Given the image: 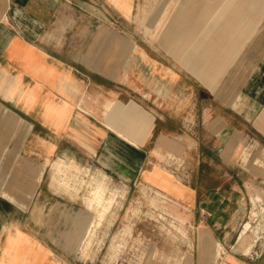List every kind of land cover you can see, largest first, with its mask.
I'll list each match as a JSON object with an SVG mask.
<instances>
[{
    "label": "crops",
    "instance_id": "0c3cea01",
    "mask_svg": "<svg viewBox=\"0 0 264 264\" xmlns=\"http://www.w3.org/2000/svg\"><path fill=\"white\" fill-rule=\"evenodd\" d=\"M139 1L0 0V264H81L102 194L55 190L73 140L199 217L148 264H254L213 233L241 214L245 151L264 149V0H143L170 8L154 42L114 24Z\"/></svg>",
    "mask_w": 264,
    "mask_h": 264
},
{
    "label": "rangeland",
    "instance_id": "374dc122",
    "mask_svg": "<svg viewBox=\"0 0 264 264\" xmlns=\"http://www.w3.org/2000/svg\"><path fill=\"white\" fill-rule=\"evenodd\" d=\"M104 8L111 14L112 10L106 3ZM169 15L170 8L144 7L143 0H140L133 22L120 17L114 24L128 35H149L154 42L165 30ZM136 42L143 46V40L137 38ZM191 106L197 112V106ZM65 147L71 151L57 153V166L51 170L55 173V190L78 202L82 199L86 205L97 186L99 189L95 194H102L100 201L89 207V228L82 235V243L75 256L81 264H148L160 252L171 250L169 246L174 241L196 238L199 217L193 212L146 185L141 177L128 183L121 174L112 172L118 169H103L94 162L95 156H88L74 140L67 142ZM243 158L246 159L243 168L236 170V178L248 182L243 187L241 214L231 225L226 228L219 226L213 234L218 240L236 241L233 250L243 252L247 259L252 257L254 264H263L264 149L249 148ZM249 159L254 161L253 166ZM168 163L170 167L167 169L174 173L182 171L186 176L190 170L186 162L180 160L169 158ZM48 174H45L44 183ZM247 222L250 226L242 242L238 237Z\"/></svg>",
    "mask_w": 264,
    "mask_h": 264
},
{
    "label": "bare ground",
    "instance_id": "6f19581e",
    "mask_svg": "<svg viewBox=\"0 0 264 264\" xmlns=\"http://www.w3.org/2000/svg\"><path fill=\"white\" fill-rule=\"evenodd\" d=\"M250 226V224L247 222V223H245V225H244V228H243V230L241 231V233H240V235H239V237H238V240L239 241H242L243 239H244V237H245V231H246V229L248 228ZM243 242V241H242Z\"/></svg>",
    "mask_w": 264,
    "mask_h": 264
}]
</instances>
